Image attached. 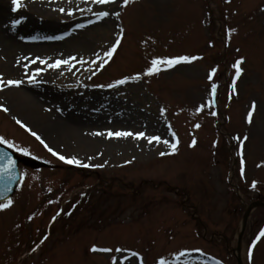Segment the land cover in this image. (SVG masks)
<instances>
[{
  "label": "rangeland",
  "instance_id": "obj_1",
  "mask_svg": "<svg viewBox=\"0 0 264 264\" xmlns=\"http://www.w3.org/2000/svg\"><path fill=\"white\" fill-rule=\"evenodd\" d=\"M35 1L24 0L26 7L0 25L28 18L43 23ZM51 1L56 4L52 13L61 17V27L53 33L64 39L58 40L54 55L38 48L27 62L40 57L54 63L75 56V67L54 70L37 63L26 68L21 63L18 73L8 74L0 66L5 81H23L0 91V105L9 109L0 110V136L31 152L11 149L19 157L47 163L40 170L21 166L13 204L0 211V264H111L112 256L120 264H140L141 257L143 264H158L161 258L168 264H238L239 259L242 264H264V237L251 259L248 255L251 242L264 229V208L251 210L242 226L246 204L264 201V0H135L126 7L123 0L110 5ZM1 3L11 14V0ZM88 8L109 11L110 16L89 24L96 17ZM73 10L77 15H68ZM120 27L125 30L121 45L101 71L89 62L114 45ZM178 56L201 58L143 75L151 59ZM7 58L0 51V64L12 62ZM237 60L243 61L242 71L233 91ZM38 68L63 82L54 89L62 94L64 113L74 105L72 110L82 114L78 133L50 130L51 116L38 125L37 112L45 108L37 105L35 114L24 95V83ZM213 69L217 71L210 81ZM137 74L140 80L107 87ZM213 83L218 85V101L215 97L209 107ZM253 102L256 109L248 123ZM17 119L61 155L102 167L65 164ZM108 130L144 131L161 142L109 138ZM177 139L178 150L170 154L162 141ZM84 140H91L87 148ZM93 246L113 252H93ZM181 251L187 254L177 260L175 254Z\"/></svg>",
  "mask_w": 264,
  "mask_h": 264
},
{
  "label": "snow or ice",
  "instance_id": "obj_2",
  "mask_svg": "<svg viewBox=\"0 0 264 264\" xmlns=\"http://www.w3.org/2000/svg\"><path fill=\"white\" fill-rule=\"evenodd\" d=\"M68 2L71 4L73 3V0H68ZM92 3H95L97 5H110V4H115L117 2V0H91ZM131 3H135V0H123V5L126 7ZM11 11L13 12H20L21 9L23 7H26V5L24 4V0H11ZM58 11H60L61 13L65 12L66 10L64 8H60L58 9ZM80 11H84L83 9H81ZM88 12H92L93 15L96 17V20H89L88 23H95L97 21L103 20L106 17L110 16V12L109 11H95L93 12V10L91 8L87 9ZM76 12L75 10L73 11H69L68 15L72 16L75 15ZM120 12H115V16L117 18L120 17ZM26 19V18H24ZM21 23H23L22 19H15L12 21V28L15 29L16 27H18ZM77 28H84L86 27L85 24H77L76 25ZM124 29L122 27H120L119 32L117 34V38L115 39V43L114 45H112L110 47V49L106 50L103 53H96V57L97 59H94L92 61H90L89 63H91L92 65L98 66L100 68L101 71H103L104 67L107 66V64H109L111 62L112 57L114 56V54L117 52V49L120 47L121 45V41L124 38ZM70 34V33H69ZM231 34V32H229V35ZM45 39L48 40H60V39H64L63 36H47L44 37ZM21 39H24V37H21ZM33 39H35V37H33ZM201 57H189V56H178V57H162V58H153L150 61V67H147L144 70L143 75L144 76H153L158 74L160 71L163 70H167L169 68H173L178 64L181 63H190L196 59H200ZM77 58L75 56L69 57L68 59H57L54 63H50L49 59H42L40 57H36L35 59L31 60V64H43L46 65L48 69H54V70H59L61 69L63 66L67 65L70 68H74L75 64L73 63L74 61H76ZM242 60H237L236 63L233 65V68H235V78L232 81V89L233 91H235L236 88V79L239 78L240 74H241V68H240V64L242 63ZM79 63L84 64L85 61L83 59H81L79 61ZM25 67H30V65H25ZM88 71H91L93 73V75H95V69L94 68H90L88 69ZM216 69H213L211 71V73L208 76V79L211 81L213 79V77L215 76L216 73ZM45 69L42 68H38L35 72L32 73V75L30 76L28 82L29 83H34L37 82V78L38 76H42L44 75ZM27 75V72L25 73ZM141 79V75L137 74L133 77H125L123 79L117 80L115 81V83L113 84H109L107 85V87L110 88H114V87H118L119 85H123L129 82V80H140ZM23 83L22 80H7L5 81L3 76H0V91H3L5 89V87H12V86H20ZM103 87V85L101 86ZM217 87L218 85L213 83L211 86V96L208 100V106L211 107L215 104V97H216V92H217ZM204 108L203 105H201L199 108H197V112L202 111ZM256 109V104L255 102H253L252 106H251V110H249L248 114H247V122L251 123L252 119H253V113ZM0 110H3L5 112H8L9 109L0 105ZM163 113V110H162ZM213 116L217 115L216 112H212L211 113ZM17 124H20L22 127L26 128V130L28 132L31 133V135L33 137H35L43 146L44 148L50 152L53 156L57 157L60 161L64 162L65 164H69V165H77V166H81V167H102V165H88V164H83L77 157L72 156V157H65L64 155H61L59 152L55 151L52 147H50L35 131H33L31 128H29L26 124H24L22 121H20L19 119L16 120ZM196 127L199 128L200 125L196 124ZM94 135H104V133L101 132H96L94 133ZM173 136H175V132L172 133ZM107 136L109 138H127V137H134L135 139H146L148 141L149 144H152L154 141L156 142H161V137L159 136H151V135H147L146 132L144 131H140V132H132V131H111L108 130L107 131ZM237 139H239V137H237ZM244 139L246 140L247 137H244ZM164 144H168L172 150V152L170 154H175L178 150V145H179V140L177 139L175 143H171L168 140H163L162 141ZM0 144H4L6 145L8 148L10 149H15L17 152H20L24 155H31V152L26 149V148H22L19 147L18 145H16L14 142L6 139L3 136H0ZM196 145V140L194 139L192 141V145L191 146H195ZM168 153H161V155H165ZM130 163V161H129ZM244 161L243 159L241 160V164L243 165ZM17 166V162L15 159H13L12 155L8 152H3L0 151V181H6L5 187L3 189L2 192H0V195H4V193L11 191L10 187H8V185L12 184L13 182H16V173H15V169ZM243 167H241V173L243 174ZM252 188H256V182L253 181L252 183ZM6 202L5 203H0V211H3L5 209H8L9 207L12 206L13 204V200L7 196H4ZM70 214V213H69ZM57 215H59V213H57ZM32 217H29V219H31ZM53 219H55V217H53ZM264 237V229H262L258 235L256 236V238L251 242V248L249 249V259L252 258V249H254L256 247V245L258 244V242L261 240V238ZM48 237L45 236L43 240L40 241V244H43L45 240H47ZM39 247V245H37V248ZM36 249H33V251H35ZM91 251L93 252H103V253H112L113 249L111 248H99L97 246H93ZM116 252L119 253H124L127 250L123 249V248H116L115 249ZM194 251H201L199 249H196ZM186 251H181L177 254H175V257L177 260L180 259L181 256L186 255ZM131 255L133 257H138L139 254L136 252H132ZM124 260H128V256H124ZM111 264H120V260L118 257L116 256H112V261ZM140 264H143V258H140ZM158 264H168V261L161 258L158 261Z\"/></svg>",
  "mask_w": 264,
  "mask_h": 264
},
{
  "label": "bare ground",
  "instance_id": "obj_3",
  "mask_svg": "<svg viewBox=\"0 0 264 264\" xmlns=\"http://www.w3.org/2000/svg\"><path fill=\"white\" fill-rule=\"evenodd\" d=\"M60 3L61 2H59V4ZM35 5L37 11L42 15L41 17L45 18L43 23H38L35 21V18H28V20L23 22V24H20V29L18 28L20 26L17 27V30H15L16 28L12 30V27L3 28L6 26L0 25V51H6L8 56L7 60L12 61H8L7 64H0V66L3 65V70L8 74L18 73L21 69V63H27L32 66L31 61L28 63L27 60L29 59L28 55L34 50L43 48V53L48 52L54 55L53 51L57 50L61 45L58 40H48L44 38L47 36H57L53 32L61 27V24L59 23L61 17L52 13L53 7L56 4H54L51 0H36ZM4 6L5 5L1 3L0 21L4 20L6 17L11 19V15ZM21 37H24V39H21ZM33 37H35V39H33ZM49 72L50 73L45 70L44 75L38 76L37 82L29 83L28 80L30 77H28V83H24V87L27 88L24 91V95L27 98L28 103L31 104L28 108L35 113L36 108L34 107H37V105L44 106L45 112H37L40 115L35 117L38 121V125L43 122L42 120H47V116H51L54 119V122L51 123L50 128L47 126L50 130L54 129L53 131L58 130L62 133H78L80 131V127L83 125L81 121L82 114L80 112L77 114V112L72 110V108L74 109V105L70 106L68 108L69 111L64 113L66 104L62 101V94L57 91V89H54L55 86H59L63 82L56 74L51 71ZM32 73L33 72H30V75H32ZM9 102L11 104V101ZM50 110H52V112L47 113L50 112ZM42 129L47 130L45 126H43ZM95 139L98 141L97 138ZM90 141L84 140L82 144L86 147V145L91 144Z\"/></svg>",
  "mask_w": 264,
  "mask_h": 264
},
{
  "label": "water",
  "instance_id": "obj_4",
  "mask_svg": "<svg viewBox=\"0 0 264 264\" xmlns=\"http://www.w3.org/2000/svg\"><path fill=\"white\" fill-rule=\"evenodd\" d=\"M0 151L7 152V151H5V150H4L3 148H1V147H0ZM12 157H13V156H12ZM13 159H15L17 163H18L19 161H22V162L27 163V164H29V165H33V164H34V163H32V162H30V161H26V160H24V159H19V158H14V157H13ZM35 163H36V162H35ZM36 164L41 165V163H36ZM15 173H16V169H15ZM5 184H6V181H0V192L3 191V189H4V187H5ZM17 184H18V179H17V176H16V182H13L12 184L8 185V187H10L11 191H8V192L4 193V195H0V201L5 200L4 196L10 197V195L14 192L15 187H16ZM258 205H260V206H264V203L256 202V203H253L251 206L248 207V210H247V212L245 213L244 218H243L244 223H245V219L247 218V216H248V214H249V212H250V209H251L253 206H258Z\"/></svg>",
  "mask_w": 264,
  "mask_h": 264
}]
</instances>
